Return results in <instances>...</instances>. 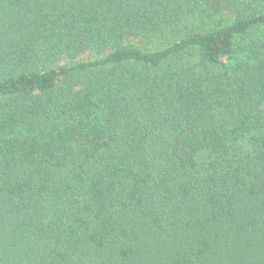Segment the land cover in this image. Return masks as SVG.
I'll return each instance as SVG.
<instances>
[{
    "label": "trees",
    "instance_id": "trees-1",
    "mask_svg": "<svg viewBox=\"0 0 264 264\" xmlns=\"http://www.w3.org/2000/svg\"><path fill=\"white\" fill-rule=\"evenodd\" d=\"M0 264H264V1L0 0Z\"/></svg>",
    "mask_w": 264,
    "mask_h": 264
},
{
    "label": "rangeland",
    "instance_id": "rangeland-1",
    "mask_svg": "<svg viewBox=\"0 0 264 264\" xmlns=\"http://www.w3.org/2000/svg\"><path fill=\"white\" fill-rule=\"evenodd\" d=\"M264 1V0H263Z\"/></svg>",
    "mask_w": 264,
    "mask_h": 264
}]
</instances>
